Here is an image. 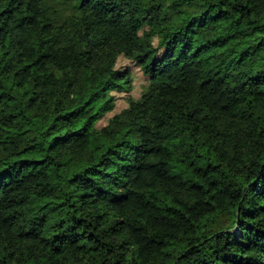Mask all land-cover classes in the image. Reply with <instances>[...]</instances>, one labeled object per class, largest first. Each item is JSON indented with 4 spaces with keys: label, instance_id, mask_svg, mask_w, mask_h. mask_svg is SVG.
Here are the masks:
<instances>
[{
    "label": "trees",
    "instance_id": "16d2710c",
    "mask_svg": "<svg viewBox=\"0 0 264 264\" xmlns=\"http://www.w3.org/2000/svg\"><path fill=\"white\" fill-rule=\"evenodd\" d=\"M0 264H264V0H0Z\"/></svg>",
    "mask_w": 264,
    "mask_h": 264
},
{
    "label": "rangeland",
    "instance_id": "374dc122",
    "mask_svg": "<svg viewBox=\"0 0 264 264\" xmlns=\"http://www.w3.org/2000/svg\"><path fill=\"white\" fill-rule=\"evenodd\" d=\"M126 66L130 68L131 74H132V88L124 93H121V97H119L120 94H115V103H116V109L119 108L120 106L124 105L125 98L126 97H137L138 96V91L142 89V84L145 83L144 76L141 74L139 69L132 63V62H124ZM106 120L104 118L101 122L103 123Z\"/></svg>",
    "mask_w": 264,
    "mask_h": 264
}]
</instances>
